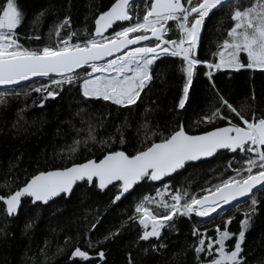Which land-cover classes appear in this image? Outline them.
<instances>
[{"label": "trees", "instance_id": "trees-1", "mask_svg": "<svg viewBox=\"0 0 264 264\" xmlns=\"http://www.w3.org/2000/svg\"><path fill=\"white\" fill-rule=\"evenodd\" d=\"M4 2L0 0V5ZM114 2L16 0L25 15L16 30L19 43L25 48L38 50L45 45L55 46L58 39L69 33H76L71 42H82L94 32L99 14L107 11ZM251 2L239 0L238 6H248ZM135 3L142 15L146 1ZM235 6L219 8L210 14L197 59L213 63L218 60L215 53L233 26L230 16ZM65 17H68L70 25H64L57 38L55 28ZM169 24L172 28L167 37L179 39L181 35L176 23ZM36 36L40 39H35ZM246 59V55L241 54V62H246ZM150 67L152 80L137 102L128 107L103 100H85L79 90L84 78L83 70L79 71V79L71 85L64 84L62 89L48 85L50 79H40L0 92L7 93L6 103L0 104V195L14 192L40 171L70 167L88 159L99 160L106 151L122 150L132 155L141 148L142 142L158 141L161 134L167 135L181 124L191 135L229 125L225 119L217 118L212 123L203 119L220 106L218 93L241 110L247 119L251 120L253 113L257 118L264 116L262 70L242 68L217 73L213 70L209 78L207 73L210 70L205 64H199L185 107L178 109L186 82L181 58L163 55ZM41 86H47L49 91L56 90L59 95L47 99L45 92L34 91ZM222 111L228 114L226 109ZM231 116V123L243 125L235 114ZM145 122L147 128L143 127ZM89 125L94 128L95 140L87 138ZM121 133L123 144L120 143ZM74 139L82 142L77 151L70 153L69 146L73 145ZM242 163L236 153L218 154L209 161L186 167L161 184L144 181L118 205L111 202L116 189L110 187L111 191H101L87 183L78 185L69 198L64 196L47 206L32 205L30 199H25L18 215L12 218L0 201V264H129V257L132 264H207L212 255L205 251L198 259L194 252L199 233L205 234L207 245L215 240L217 226L223 230L225 221L231 217L227 228L238 234L240 221L250 207V201L245 200L206 222L198 220L195 214L178 216L172 222L173 227L164 229L159 241L140 240L143 228L138 219L130 220L129 217L135 214L134 207L140 199L153 196L162 185L169 184L172 193L187 191L189 196L199 197L203 189L235 175L233 169L240 168ZM255 194L257 211L242 243L241 255L246 264H264V189ZM94 224L95 228L92 227ZM194 229L199 230L197 236L193 235ZM117 231V235L105 239ZM235 238L226 241V250H231ZM160 243L165 247L157 250L151 247ZM77 247L88 252L91 260L73 257ZM213 247L218 245L213 244ZM100 251L104 252L103 259L98 256Z\"/></svg>", "mask_w": 264, "mask_h": 264}, {"label": "snow or ice", "instance_id": "snow-or-ice-1", "mask_svg": "<svg viewBox=\"0 0 264 264\" xmlns=\"http://www.w3.org/2000/svg\"><path fill=\"white\" fill-rule=\"evenodd\" d=\"M234 4L237 6L233 7L230 16L234 23L215 53L218 60L213 63L197 59L195 53L205 17L213 9L228 8ZM238 5L239 0H196L195 3L193 0H146L141 15L135 0H115L107 11L96 18L94 32L88 39L73 43L72 37L76 33H69L63 39H58L55 46L45 45L38 50H32L19 43L15 31L22 22V12L16 0H5L0 5V86H11L32 77H49L51 84L62 89L64 84L71 85L79 79L80 73L77 70L82 69L84 78L79 90L85 100L110 101L112 104L128 107L137 102L147 83L152 80L150 66L163 55H170L181 58V70L186 76L183 94L177 104L178 109H183L199 64H205L209 70L230 68L239 71L249 68L264 71V0H252L250 5L243 7ZM124 21L128 22L127 26L117 24ZM170 21L176 22L175 26L182 33L179 39L167 37L172 28ZM114 24L117 27L109 36H105L104 32ZM64 25H70L68 17L56 26L57 38L60 37V30ZM34 38L40 39L39 36ZM142 41H149L150 45H141ZM130 45L135 46L130 48ZM241 53L246 55V62H241ZM109 57L110 59H106ZM50 74H56L59 78L51 77ZM207 74L211 78V72ZM34 91L45 92L46 97L59 95L56 90L49 91L47 86L35 88ZM6 96L7 93L0 94V104L6 103ZM218 99L220 106L203 119L208 123L217 118L225 119L229 126L215 127L200 135H189L181 124L169 134H161L158 141L142 142L141 148L132 155L122 150L106 151L99 160L88 159L70 167L40 171L14 192H9L6 196L0 195V201L11 216L17 212L22 197L31 198L32 203L39 201L47 204L62 193L65 196L70 195L73 186L83 181L101 191L109 189L111 185L116 189L111 201L115 204L122 197L127 198L126 194L132 195L131 190L142 181H160L163 177L183 169L187 162L212 157L222 149L228 150L236 153L243 161L240 168L233 169L235 175L203 189V194L199 197L177 190L170 195L172 203L163 199L158 202L165 209L163 215L155 214L147 206L153 202V198L144 196L134 207V213L139 215L134 214L129 219H138L143 226L140 240L149 241L150 238H155L159 241L161 230L165 226H174L166 225L174 216L195 213L197 217H211L218 209L223 211L225 205H232L233 201L244 197L250 201V207L243 214L238 234L228 230L227 225L231 223L229 217L223 230L217 226L213 242L206 245L205 234L199 233L198 229L193 230V235L197 236L199 233L194 247L197 258L205 251L212 255L207 264H246L244 256L241 255L242 243L258 204L253 190L264 189V116L257 118L253 113L249 120L219 93ZM252 99H255L254 93ZM222 109H226L228 114ZM231 114H235L243 126L231 123ZM143 127H148L147 122ZM76 131L79 133L80 130ZM87 138L96 139L91 125ZM81 142V139H74L73 145L69 146V152L77 151ZM120 143H124L122 133ZM164 188L167 190L168 185L165 184ZM157 194L160 195L159 192ZM92 227L95 228V224ZM117 234L118 231L110 233L105 239ZM234 236L236 238L233 247L226 250V241ZM213 244L218 247L214 248ZM151 247L157 250L165 245L152 244ZM72 256L89 259L88 252L79 247L73 251ZM98 256L103 259L104 252L100 251ZM129 264H132L130 257Z\"/></svg>", "mask_w": 264, "mask_h": 264}, {"label": "water", "instance_id": "water-1", "mask_svg": "<svg viewBox=\"0 0 264 264\" xmlns=\"http://www.w3.org/2000/svg\"><path fill=\"white\" fill-rule=\"evenodd\" d=\"M138 1H146V0H135V2H138ZM216 10H217V9H213L212 12H214V11H216ZM212 12H211V13H212ZM207 19H208V17H205L204 23L202 24V27H201V32H200V34H199L198 43H197V49H196V53H195L196 58H197V55H198L199 45H200V42H201V39H202V36H203V32H204V28H205V24H206ZM127 23H128L127 21H124V22H117V24H123V25H125V24H127ZM117 24H114V25L112 26V28L107 29V30L104 32V35L107 36V35H108V34H109V33H110L115 27H117ZM94 26H95V23H94ZM19 27H20V25L17 27V29H18ZM17 29H16V30H17ZM16 30H15V31H16ZM152 39L154 40V38H152ZM140 43H141V45H147V44L149 43V41H142V42H140ZM134 46H135V45H130L129 47L131 48V47H134ZM106 59H110V57H109V58H106ZM85 67H87V66H85ZM80 70H82V69H78L77 72H79ZM50 76H51V77H54V78H57V79L59 78V77H56V74H50ZM40 79H49V77H32V78H30L29 80H26V81H20L18 84H14V85H11V86H0V92L7 91V90H11V89H14V88H18V87L24 86V85H26V84H28V83H31V82H34V81H36V80H40ZM53 98H55V97H47V99H53ZM226 126H229V125H226ZM223 127H225V126H223ZM184 130H185V128H184ZM185 131H186V130H185ZM188 134H189V133H188ZM189 135H191V134H189ZM198 135H200V134H198ZM225 152H228V153H230V154H233L232 152H230V151H228V150H224V149H222V150H219V151H218L216 154H214L212 157L202 158L201 160L196 161V162H187L186 165H185V167H184L183 169H180V170H178L176 173H172V174H170V175H168V176L163 177L162 180H160V181H149V182H152V183H155V184H161V183L165 182L166 180H168V179L174 177L176 174H179V173H181L182 171H184V170L186 169V167L191 166V165H196V164H199V163H202V162L209 161V160L215 158L218 154L225 153ZM143 182H144V181H142V182H140L139 184H137L136 186H134L133 190H131V191L133 192L134 189H135L137 186H139L140 184H142ZM82 184H85V182H83V181L77 182V184L73 186L72 193L75 191V189H76V187H77L78 185H82ZM89 186H92V185H89ZM110 187H112V186L110 185L109 188H110ZM257 188L260 189V186H257ZM98 189H99V188H98ZM99 190H100V189H99ZM105 190H106V189H105ZM260 190H261V189H260ZM103 191H104V190H103ZM253 191H254L255 193L257 192L256 189H254ZM72 193H71L70 195H67V196H65V195L62 193L60 196L54 197V198H52L51 200H49V202H48L47 204H43V203H41V202L38 201V202H36V203H32V205H39V204H41V205L47 206V205H50L51 203H53V202L59 200L60 198H62V197H64V196H65L66 198H69V197L72 195ZM250 195H251V194H250ZM126 196L128 197L127 194H126ZM25 199H30V200H31V198H29V197H22V198H21V204H20V206H19L17 212L14 213V214L11 215V216L8 215L10 218H12V217L18 215V213H19L20 210H21V207H22L23 201H24ZM124 199H125V198L122 197L120 201H118V202L115 203V205H118V204L121 203ZM245 200H247V199L244 198V197H240V198H238V201H233V202H232V205H225L223 211H221V210L218 209V210H217V213H213L211 217H197L196 215H195V217H196L198 220H200V221H204V222H206V221H210V220H212L213 218H215L216 216H218L219 214H221V213L225 212L226 210H228V209H230V208H232V207L238 205L239 203H242V202L245 201ZM1 202H2V201H1ZM2 203H3V202H2ZM3 205H4V204H3ZM4 206H5V205H4ZM5 209H6V206H5ZM142 227H143V226H142ZM165 227H166V226H165ZM165 227L161 230V235H162V233H163ZM150 228H151V224L149 223V230H150ZM143 230H144V229H143ZM151 240H155V238H150L149 241H151ZM146 242H148V241H146ZM79 258H81V257H79ZM89 260H91L90 257H89L88 260H85V261H89Z\"/></svg>", "mask_w": 264, "mask_h": 264}, {"label": "rangeland", "instance_id": "rangeland-1", "mask_svg": "<svg viewBox=\"0 0 264 264\" xmlns=\"http://www.w3.org/2000/svg\"><path fill=\"white\" fill-rule=\"evenodd\" d=\"M196 2V0H193V3H195ZM17 6H18V8L21 10V12H22V22H23V20H24V18H25V15H24V13H23V11H22V9L19 7V5L17 4ZM211 14V13H210ZM210 14H209V16H210ZM208 16V17H209ZM189 20H191V17H189ZM22 22H21V24H22ZM171 22H173V21H170L169 23H171ZM174 23H176V22H174ZM21 24H20V26H21ZM20 28V27H19ZM169 33V32H168ZM130 35H132V34H130ZM180 35H182V33H180ZM108 36V35H107ZM241 54H244V53H241ZM214 70V72H220V71H225V70H234V69H230V68H223V69H213ZM213 70H210L209 72H211V71H213ZM89 71H91V70H89ZM48 85H52V86H56V85H54V84H51V83H49ZM110 102V101H109ZM243 126V125H242ZM168 185V188H167V190H165V188H164V185H162V186H160V187H158L157 189H156V191H155V193H154V195L153 196H149L150 198H153V202L152 203H150V204H148L147 206L155 213V214H158V215H163L164 214V212H165V209H163V208H161L160 206H159V201H161L162 199L164 200V201H166V202H168V203H172V201H171V199H170V195L172 194V192H171V188L169 187L170 185L169 184H167ZM160 193V195H158L157 193ZM191 214H195V213H190L189 215H191ZM139 215V214H138ZM188 215V216H189ZM178 216H180V215H177V216H174L173 217V220L172 221H169V222H166V225L167 224H173L172 222L178 217ZM168 228H170V227H168V226H166L165 227V229H168Z\"/></svg>", "mask_w": 264, "mask_h": 264}, {"label": "bare ground", "instance_id": "bare-ground-1", "mask_svg": "<svg viewBox=\"0 0 264 264\" xmlns=\"http://www.w3.org/2000/svg\"><path fill=\"white\" fill-rule=\"evenodd\" d=\"M16 89V88H15ZM143 228V227H142ZM146 242V241H145Z\"/></svg>", "mask_w": 264, "mask_h": 264}]
</instances>
